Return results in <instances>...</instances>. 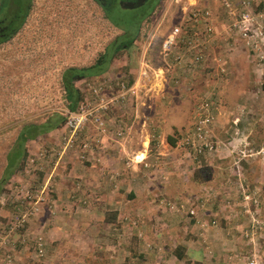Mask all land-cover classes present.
Instances as JSON below:
<instances>
[{
  "label": "rangeland",
  "instance_id": "1",
  "mask_svg": "<svg viewBox=\"0 0 264 264\" xmlns=\"http://www.w3.org/2000/svg\"><path fill=\"white\" fill-rule=\"evenodd\" d=\"M9 1L16 3L20 0ZM52 1L56 0H32V6L33 4H37V6L36 10L34 9L31 12L30 21L35 14L46 11L49 7L66 11L61 16L59 23L53 26L48 37V40L52 42V46L60 50V56L50 58L51 51H45L47 56L45 54L39 57L32 55L25 59H19L18 63L24 66L22 68L24 71L20 70L24 74L21 77L22 80L19 82L18 77H16L9 79V83L7 82L4 86L0 83V128H2L0 129V165L3 161L2 156L5 149L14 139L17 129L24 123L41 122L50 113L63 114L65 116L64 122L67 121L69 116L81 113V110H93V113L84 117L85 125L76 130L73 136L72 147L67 148L63 153L62 146L64 139H67L70 134L69 130L64 128V124L58 129L49 130L34 140L26 142L24 145L26 157L16 174L19 176V179L7 182L3 187V198L0 199V231H3L1 232V236H5L6 241L5 245L0 248V259H3L4 255L9 256V259H11L13 258L12 255L19 253L22 255L20 264H55L57 258L52 259L49 254L60 250L64 252V256L61 259L67 264H93V261L97 260V257H93L95 245L98 244L103 250L106 247H110L112 243L109 242L115 238V235H118L115 233H119V236H121L122 231H124L123 235L128 240L125 244L126 247H132L140 252H144L143 254L146 259L149 258L148 260H151L148 264H157L156 261L161 260L160 255L163 252L161 251L163 248L168 249L170 253V250H173L177 246H180L184 260L186 259L184 253L186 252V248L189 250L199 248V251L205 252V258L206 256H210L213 259L222 253L221 249L224 248V244L222 241L215 240L217 244L219 242V245L209 247L202 242L203 239L205 240V236H199L198 234H205L210 231L209 229L206 231L208 226L212 228L217 226V229H221L223 234L229 232L230 235H233L234 246L242 247L239 255L233 254L229 256L231 264H264V225L262 224L263 218L258 215V212L261 211V208L258 209L261 192H251V196H247L249 194H240L241 200L245 197L248 201V204L241 208L235 207V205L232 206L234 202L229 199L223 202L224 209L221 210V213L224 214L225 212L228 217L234 219L237 216L234 212L238 211L243 217L242 223L234 221L233 224H224L229 221L221 219L222 223L211 220L207 224L205 213H208L206 206L209 201L205 196V191L201 189V184L205 180L203 181L201 178L195 181L192 178L193 173L198 174L196 171L204 166V155L193 156L184 149L187 155L182 162V168L183 165L189 162L188 157L190 155L195 157V160L192 162L191 177L189 174L185 177L187 175L185 168L179 170V175H176L175 186L179 188V191H182V184H186L189 187H193L192 191L182 193L165 192L164 190L170 186H168L169 183L167 184L169 181L166 178L167 174L163 171L161 177L158 175L155 182L159 186V192L148 200V211H144V215H131L130 209L133 208H126L130 214H121L120 219L115 220L118 227H115L113 230V227L103 224L104 220L110 219L113 213L108 211L109 209L105 205H102L103 203H100L99 208L96 209L98 202L93 196V162L90 161L92 156H89L93 154V127L98 128L96 124L101 122L104 128V125L107 124L106 114L111 115L116 107L119 108V112L117 113V119H113V124H128L126 119L129 115L121 106L126 105L130 107L134 104V98L130 95L123 96V91L127 88L131 79L136 76L141 57H143V62L146 61V65L149 68L161 65L160 59L157 56L160 42L159 37L173 26L178 25L183 16L181 12L182 6L186 7L187 0H160V5L147 18V22L144 20L141 22L143 28L146 24H149L150 20V24L148 25L150 28L147 30L145 37H139L132 42L134 49L129 52L130 54L125 51L120 52L116 57L117 59H114L103 74L95 78L75 82L76 88L83 94L82 102L75 113H68L61 99V92L58 87V77L62 69L60 66L91 64L94 62L96 54L101 51L102 44L120 33L101 18L100 12L95 7L89 5L88 0H69L70 3L65 4V6L63 4L57 6L56 2L53 4ZM245 1L249 2L250 12L259 15L256 20L257 26L263 27L264 4H259V0L256 2L253 0ZM230 2L233 5L236 4V0H230ZM195 4L197 8L201 6L208 7L211 17H213L216 24H221L223 29L229 24V19L218 1L195 0ZM6 6L7 12H5L3 17L7 13L22 10L21 6L17 8V4L16 7L14 6L15 10L9 3ZM193 6L195 5H188V8H193ZM40 7L42 11H39ZM121 15H124L125 20L131 22V24L136 21L135 18L130 19L132 15L127 11L122 12ZM32 26L33 29H36L37 23L34 21L33 24L32 21L27 27L31 28ZM230 34L232 35V32ZM231 35L223 34L226 42L232 40L229 39ZM148 36L150 43L146 45V51L141 53L139 49L144 45ZM18 40H14L15 46L10 47V49L18 48L20 43ZM238 40L243 50L242 52L237 50L238 54L244 59L247 58V61L251 63V53H253L255 61H258H256V64L253 62L251 66L254 71H256V66L261 67L263 75L264 55L261 52L256 54L253 51H249L244 46V43L240 39ZM4 49L9 48L0 47V51ZM136 50L138 55L133 60L136 57L135 54H137L135 53ZM254 51L259 52L257 50ZM225 55L229 57L231 53L227 52ZM18 58H20L19 55L13 57L15 60ZM244 59H239V62L245 65ZM242 69L245 70L242 76L246 75L245 66ZM192 72L193 74L199 72L198 75L203 76V80L201 81L203 85L202 91L206 85L214 88V82H212L209 74L207 75L204 70ZM229 73H231V70ZM174 74L178 77H187L190 82L189 86H193V77L189 74L188 70L184 69L180 75L175 72ZM232 74H234V71H232ZM35 79L36 81H34ZM230 79L231 77H229ZM234 82H231V85ZM171 86L174 87L173 89L176 92L179 90L180 94L188 90L186 82L180 87ZM12 94H14L13 97H11ZM111 94L113 95L111 96L113 100H110L109 96ZM164 99L162 100L163 104H166V102L169 105L175 103L172 99ZM181 99L183 100L181 104L177 102L176 109L172 108L175 110V113L171 114V118L176 124H189L192 112L190 113L186 110L188 104L184 102L188 98L185 99L181 96ZM222 103L219 104L224 111L218 118L220 122L226 124L234 116L237 108H234V104L228 100H225V102L223 100ZM104 105L105 109H101ZM231 120L233 124L237 123L236 118H231ZM9 127L11 128L10 131H8ZM187 131V129L184 130L176 139H179ZM118 132L121 133V130ZM215 139L217 140L216 136ZM229 147L230 152L233 154L236 152V156L239 159L244 157V151L250 152V149H247V146L243 145L242 147L241 145H230ZM78 168H81L80 171H78ZM83 172L86 175L83 176L81 174ZM208 173L209 171L206 172V176ZM190 178L193 182H188ZM194 183L199 184L198 188H196ZM58 184L61 186L59 190L56 188ZM14 187L22 190L23 195L25 193L28 194L29 198H25L22 202L33 201V198L38 196L43 188L44 191L40 195L39 212L37 215L32 219H28L18 229H13L8 233L10 226L17 228L15 227V221L21 213L16 209L20 198L14 193ZM163 187H165L164 190ZM212 196V200L218 198L216 192ZM187 200L188 203H186ZM134 202H129L128 199L124 200V203L129 206ZM166 204H169V206ZM250 204L257 209L251 208ZM21 210L22 208H20ZM190 210L193 211V216L187 213ZM154 215H156V218H154ZM98 217H102V219L99 221ZM191 220L197 221L196 225H198L199 229L192 230L191 222L193 221ZM123 223V228H121V224ZM184 226L189 227L185 230ZM157 230L159 231L160 240L154 242L153 234H156ZM261 233H263V238L260 237ZM215 235L213 234V236ZM229 236L227 234V238ZM215 238L219 239V237ZM39 239H41L40 242L42 244L41 256H38L36 252V244ZM157 253H160V255ZM153 256H155V260ZM101 258L105 262L104 257ZM122 259L121 257H117L116 264H123V262H119ZM0 264L3 263L0 261ZM174 264H183V262L176 260Z\"/></svg>",
  "mask_w": 264,
  "mask_h": 264
},
{
  "label": "crops",
  "instance_id": "2",
  "mask_svg": "<svg viewBox=\"0 0 264 264\" xmlns=\"http://www.w3.org/2000/svg\"><path fill=\"white\" fill-rule=\"evenodd\" d=\"M253 1L256 2L258 0ZM186 2L189 5L197 7L195 0H187ZM258 3L264 4V0H259ZM200 8L208 9L206 6H201ZM211 20V28L214 31L216 30L217 33L214 36L213 45L208 46L206 57L201 65L202 71L204 70L208 75L213 60L220 58L218 56H222L226 50L231 53L227 57L228 59L230 58L228 61V75L224 82L214 86L213 89L217 92V95L211 99L219 103H222L223 100L224 102L228 100L234 104V108L237 109L231 118H236L237 123L233 124L230 118L229 122L223 124V122L219 121L218 116L214 115L212 122L213 133L224 146L225 144L227 146L215 154L204 155L205 161L203 162V167H207L209 171L207 180L201 184V189L205 191V196L209 201L206 206L208 213H205V217L207 218V224L211 220L222 223L221 219L229 221L224 224H233L234 221L242 223L243 217L238 211L234 212L237 215L234 218L235 220L232 217H228L225 212L224 214L221 213V210L224 209L223 202L229 199L234 202L232 206L235 205V207L241 208L248 204V201L245 197L241 200L240 194H249L247 196H251V192L258 193L260 191L261 196L258 209L261 208V211L258 212V215L263 218L262 224L264 225V74L262 75L261 67L256 66V71L252 68L251 64L253 62L256 64V61H258H255L253 53H251V63L247 61V58L244 59L238 54L237 50L243 51L238 36L232 33L231 38H229L232 40L226 42V38L223 37L222 33L225 28L223 29L221 24H216L213 17H211ZM236 42L237 44H235ZM239 59H244L246 64L240 63ZM165 62L167 65L171 64L169 59ZM244 66L247 72L246 75L242 76L245 71L242 69ZM184 69L188 70L189 74L193 77V86H191L192 89L190 91H188L189 89L185 90L182 94H180L179 90L176 92L173 89L174 87L171 86L172 84L169 81L168 75H164L158 81L150 79L143 84L139 83L138 93L136 97H133L134 104L130 107L126 105L121 106L129 115L126 119L128 124H113V119H117V113L119 112V108L116 107L111 115L106 114L107 124L104 125V128L93 127V154L89 155L90 157L92 156L90 161L93 162V196L98 202L96 209L99 208L100 203H103L102 205H105L109 209L108 211L113 213L110 219L103 222L105 226L113 227V230L115 227H118L115 220H119L121 214H130L126 208H133L130 209L131 215H144V211H148V200L159 192V186L155 182L158 175L161 177L163 171L167 174L166 178L169 179L167 184L169 183L168 186H170L165 190V187H163L165 192L182 193L193 190V187H189L186 184H182V191H179V188L175 186L176 175H179V170L186 169L187 175L185 177L191 174L192 162L195 160V157L190 155L188 157L189 162L183 165L182 168V162L187 153L184 150L176 148L178 140L176 138L190 127V123L176 124L171 118V114L175 113L174 109L177 107V102L181 104L183 101L181 96L185 99L188 98V100L184 101L188 104L186 110L190 113L192 112L194 104L202 99L201 88L203 85L201 81L203 80V76L198 75L199 72L193 74L189 69L183 68V65L176 67L173 74L175 72L180 75ZM230 70L231 73H229ZM232 71H234V74H232ZM229 77H231L230 80ZM183 79L184 83H190L187 77ZM233 81L235 82L231 85ZM132 83H134V78L129 86ZM152 88H155L157 92L152 90ZM111 96L113 95L109 96L110 100H113ZM164 98L167 100L172 99L175 103L169 105L166 102V104H163L162 100ZM119 130H121V136H117ZM167 138L173 141L174 146L168 144ZM230 145L247 146L250 152L244 151V157L239 159L236 156V152L234 154L230 152ZM259 150L261 151L258 152ZM3 165L4 158L0 165V176ZM80 169L78 168V171ZM171 169L172 171H170ZM14 171L0 184V199L3 198V187L7 182L19 179V176L16 175L19 170L16 169ZM81 174L83 176L86 175L84 172ZM190 181L193 182L191 178L188 182ZM194 185L198 188L199 184L194 183ZM56 188L58 190L61 189L60 184ZM215 192L218 194V198L212 200L213 196L211 197V195ZM126 199L129 202H135L129 206L124 203ZM195 199L197 200V198ZM186 203H188V200ZM251 208L254 207L251 205ZM154 216L156 218V215ZM98 219L100 221L102 217H98ZM196 222V220L191 222L192 230L199 229ZM122 225L124 223L121 224V228H123ZM184 227L186 230L189 226ZM208 229L210 231L206 232ZM206 231L205 234H198L199 236H205V240L203 239L202 242L209 247H213L219 245V242L217 244L215 240L222 241L224 244V248L221 249L222 253L215 257V260V258L211 259L210 256H206L205 258V252L199 251V248H195V250L186 248V252H184L186 264H219V262L221 264H231L229 256L233 254L239 255L242 248L233 245V235H230L229 232L223 234L221 229H217V226L214 228L208 226ZM155 233L153 234L154 242L160 240L159 231L157 230ZM115 234L118 235H115V238L109 242L112 243L110 247H106L103 250L98 244L95 245L93 257H97V260L93 261V264H116L117 257L123 258L119 262L129 264V260H126L129 256V251L125 245L128 240L123 235L124 231H122L123 236H119V233ZM213 234L216 235L213 236ZM227 234L228 236L230 235L231 239L227 238ZM194 236L196 235L194 234ZM215 237H219V239ZM260 237L263 238V233H261ZM161 251H163L161 255L157 253L161 259L156 261L157 264H174V261L176 262V259L173 258L172 250H170V253L168 249L164 248ZM137 253L143 254L144 252L137 250ZM49 255L52 259L57 258L55 264H67L61 259L64 256V252L57 250ZM12 256L13 258L10 259L9 263L3 264L21 263V254L17 253ZM155 256H153L154 260ZM101 257H104L105 262L102 261ZM143 257L144 261L141 258L139 264H148L151 261L148 260L149 258L146 259L144 254Z\"/></svg>",
  "mask_w": 264,
  "mask_h": 264
},
{
  "label": "built area",
  "instance_id": "3",
  "mask_svg": "<svg viewBox=\"0 0 264 264\" xmlns=\"http://www.w3.org/2000/svg\"><path fill=\"white\" fill-rule=\"evenodd\" d=\"M216 1L220 3V6L223 8L229 19V24L222 33L227 35H231V32L235 33L238 36V39L244 43V46L247 47L249 51H253L256 54L261 52L264 55V26H257L256 20L259 15L250 12L249 2L245 0H236V4L233 5L230 0ZM188 5L189 4L186 3V7L182 6L183 8L181 9V12L183 16L178 25L169 29V31L161 36V38L159 37L160 42L158 45L157 56L160 59L161 65L155 68H149L146 65V61L143 62V57H141L136 76L134 77V83H132L130 87L124 89L123 96L130 95L136 97L139 83L143 84L150 79L158 81L164 75L169 76V81H171L173 86L180 87L184 85L183 78L185 76L178 77L173 74L174 69L181 65H183V68L189 69L190 71H199L202 69L201 65L206 57L208 46L213 45L214 36L217 32L211 28V13L208 9L197 8L195 6H193V8H188ZM149 36L141 47V53L146 51V45L150 43ZM254 50L259 52H255ZM225 54H227V51ZM225 54L218 56L220 58L213 60L212 67L209 71V76L215 85L224 82L228 75L229 59ZM167 59L170 60L171 64L167 65V63H165ZM187 86L188 89L191 88L189 83H187ZM152 90L157 92L155 88H152ZM202 94V99L193 106L190 127L187 128L188 131L176 142V148L182 150L185 149L193 156L212 155L223 150L226 146H224L220 140H216L213 134L212 122L214 120V115L219 116L224 111L219 102H214L213 99H211L217 95V92L210 86L206 85ZM101 109H105V105ZM91 113H93V110H81V113L69 116L67 121L64 122V128L69 130L70 134L67 139L63 138L64 144L62 146V153L67 148L72 147L73 136L76 130L85 125L84 117L91 115ZM96 125L98 128L103 127L101 122ZM120 134L121 133L118 132L117 136ZM43 191L44 188L38 196L33 198V201L28 200L22 202L25 198H29L28 194L25 193L23 195L22 190L18 187H14V193L20 198L16 209L21 213L15 221V227L17 228L10 226L8 233L13 229H18V227H21L28 219H32L37 215L39 212L40 195ZM166 205L169 206V204ZM20 208H22L21 211ZM187 213L192 216L194 215L191 210ZM1 232L3 231H0V248L6 243L5 236H1ZM40 241L41 239H39L36 244V252L38 256H41L42 253V244ZM0 261L2 263H9V256L4 255L3 259H0Z\"/></svg>",
  "mask_w": 264,
  "mask_h": 264
},
{
  "label": "trees",
  "instance_id": "4",
  "mask_svg": "<svg viewBox=\"0 0 264 264\" xmlns=\"http://www.w3.org/2000/svg\"><path fill=\"white\" fill-rule=\"evenodd\" d=\"M89 5L95 7L101 15V18L104 19L112 28H114L119 35L113 37L112 39L106 41L102 44V49L99 51L92 62L89 65H62L60 66L61 72L58 77V87L61 92V99L64 103V108L68 113H75L79 107V104L82 102V93L75 86V82L80 80H85L89 78H95L103 74L107 68L112 64L114 59L120 52H130L134 49L132 42L139 37H145L147 30L150 28L149 24H146L142 28V24L138 21V18L135 22H128L125 20L124 15H121L117 8L112 5H104L98 6L95 0H88ZM32 2V0H31ZM30 2V10L27 11L24 19L22 18L17 27L16 33L11 32L6 36L5 39L0 41L1 48H9L0 51V83L4 86L6 83H9V79L18 77V81L20 82L21 77L24 74L21 73L22 68L24 67L22 64L18 63L19 59H25L29 56L39 57L42 54L47 56L45 51H51L50 58H55L60 56V50L57 47L52 46V42L48 40L49 34L53 29V26L61 20V16L66 12L65 10L49 7L48 10L42 11L41 7L39 11H42L39 14H35L33 19L30 21L31 12L36 10L37 4H33ZM56 2V3H55ZM52 3L57 6L60 4H69V0H56L52 1ZM133 17H130V19ZM145 19L144 21H146ZM34 21L37 23V28L33 29L28 28V24ZM27 25V26H26ZM37 31V33H35ZM15 39H19L20 41L18 48L10 49V47L15 46ZM14 41V42H13ZM12 42V43H11ZM11 43L10 45H8ZM141 48L139 49V52ZM137 53V50L136 52ZM134 53V54H135ZM130 54V53H129ZM15 55H19L20 58L17 60L13 59ZM133 58L135 60L137 58ZM21 70V71H20ZM36 81V79L34 80ZM132 82V79L130 83ZM129 83V85H130ZM127 87H130V86ZM19 86V84H18ZM20 87V86H19ZM21 88V87H20ZM14 94L11 95L13 97ZM50 113L44 118L45 120L38 123H24L21 125L17 131L14 139L8 144V147L5 149L2 158H4V165L1 170L0 176V184L4 182L5 179L9 177V174L19 170L20 165L24 161L26 157V151L24 145L26 142L34 140L36 137L41 136L47 133L49 130L58 129L62 124H64L65 116L63 114ZM2 129V128H0ZM11 128H8L10 131ZM18 133V136H17ZM168 144L174 146L173 141L170 138H167ZM14 171V172H15ZM208 168H199L196 172L193 173V180L197 181L201 178L204 180L207 179L206 172ZM206 178V179H204ZM129 256L126 260H129V264H139L141 258L144 261V257L142 254L137 253V249L128 247ZM172 254L177 261H182L183 264H186L183 254L180 250V246L175 247L172 250ZM123 264H126L125 262Z\"/></svg>",
  "mask_w": 264,
  "mask_h": 264
},
{
  "label": "flooded vegetation",
  "instance_id": "5",
  "mask_svg": "<svg viewBox=\"0 0 264 264\" xmlns=\"http://www.w3.org/2000/svg\"><path fill=\"white\" fill-rule=\"evenodd\" d=\"M98 6L112 5L117 8L120 12H129L132 17L140 21V23L147 19L152 12L160 5V0H95ZM31 0H20L16 3L8 0H0V41L5 39L11 32H17L16 27L19 21L26 15ZM9 3L17 8L22 7L21 11H14L7 13L5 17L3 15L6 11V4ZM150 24V20H149Z\"/></svg>",
  "mask_w": 264,
  "mask_h": 264
}]
</instances>
